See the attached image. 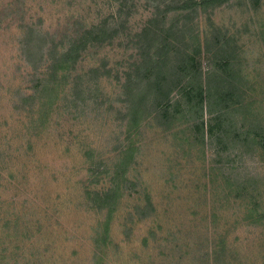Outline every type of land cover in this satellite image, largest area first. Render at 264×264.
<instances>
[{"label": "rangeland", "instance_id": "1", "mask_svg": "<svg viewBox=\"0 0 264 264\" xmlns=\"http://www.w3.org/2000/svg\"><path fill=\"white\" fill-rule=\"evenodd\" d=\"M182 1L0 0V264H264V0Z\"/></svg>", "mask_w": 264, "mask_h": 264}, {"label": "trees", "instance_id": "2", "mask_svg": "<svg viewBox=\"0 0 264 264\" xmlns=\"http://www.w3.org/2000/svg\"><path fill=\"white\" fill-rule=\"evenodd\" d=\"M226 2L228 0H183L182 3H178L177 5H171L174 9H183L187 10L188 8H192L194 5H200L203 6L205 9L207 7H214L215 5H219L223 2ZM159 17L156 19H152L150 21L149 27H146L144 30V35L148 36H154L153 40L157 38V36L161 33L158 32V30L155 28L156 25L161 24L160 20H158ZM156 21V22H155ZM106 26L105 24H101L96 26L94 28L95 33L98 32V30L103 31V27ZM76 45V44H75ZM75 45L73 44L72 47L69 49L68 54L70 56L74 55V52H78L75 49ZM67 54V53H66ZM78 56V55H77ZM193 59V58H192ZM228 63V60L226 61ZM178 72L177 74L173 75L172 77H158L156 79H153V73L156 72V66L153 69L151 73L147 75L148 79H152V81H149L150 86L148 87L151 89L153 86H156L157 89H155L157 92L155 93V99H153V104L156 109L160 108L162 110L160 113H162L163 116H172L171 115V97L172 93L176 90L184 88L186 90V102L191 103L194 101L195 98H197L196 105L199 106L201 109L209 106L210 112L212 111V106L215 103H227L230 100H233L234 97V83L232 81H229L226 77H221L220 75L212 72V76L207 81V83H204L203 77H200L198 74L197 80L194 79L191 81V77L188 75H184V67H181V69H176ZM165 76V75H164ZM188 76V77H187ZM162 79V80H161ZM208 103V104H207ZM163 106V107H162ZM163 108V109H162ZM216 119H219L221 122V116H216ZM170 120V119H169ZM202 130L204 131L205 124L204 121L201 122ZM215 128V125H211L208 129L209 132H213Z\"/></svg>", "mask_w": 264, "mask_h": 264}]
</instances>
